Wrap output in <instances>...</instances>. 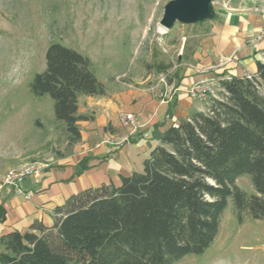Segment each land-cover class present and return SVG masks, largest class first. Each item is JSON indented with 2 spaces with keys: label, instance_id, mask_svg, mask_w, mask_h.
Returning a JSON list of instances; mask_svg holds the SVG:
<instances>
[{
  "label": "trees",
  "instance_id": "trees-1",
  "mask_svg": "<svg viewBox=\"0 0 264 264\" xmlns=\"http://www.w3.org/2000/svg\"><path fill=\"white\" fill-rule=\"evenodd\" d=\"M186 49V46H185ZM31 83L49 94L71 143L81 139V95L104 93L90 57L60 43ZM220 95L166 130L142 171L72 195L54 223L0 237V264H172L202 254L233 197L240 222L264 220V61L257 72L218 81ZM250 175L255 192L237 179Z\"/></svg>",
  "mask_w": 264,
  "mask_h": 264
},
{
  "label": "crops",
  "instance_id": "crops-1",
  "mask_svg": "<svg viewBox=\"0 0 264 264\" xmlns=\"http://www.w3.org/2000/svg\"><path fill=\"white\" fill-rule=\"evenodd\" d=\"M263 4L264 0H229L222 6L199 42L167 70L168 85L160 86L165 99L151 90L156 83L151 75L144 79L135 71L103 73L98 79L104 93L79 97L78 113L86 118L78 121V142L71 143L62 127L32 149L11 155L0 151V237L29 231L35 221L51 226L55 209L72 195L103 184L119 185L123 176L142 171L168 128L208 110V101L190 98L194 83L213 80L218 85L223 78L256 73L257 62L264 61V41L255 42L254 36L264 28V12L255 7ZM3 30L8 28L0 22V35ZM127 113L136 115V127L123 123ZM33 160H44L48 167L24 182L31 198L3 185L8 169Z\"/></svg>",
  "mask_w": 264,
  "mask_h": 264
},
{
  "label": "rangeland",
  "instance_id": "rangeland-1",
  "mask_svg": "<svg viewBox=\"0 0 264 264\" xmlns=\"http://www.w3.org/2000/svg\"><path fill=\"white\" fill-rule=\"evenodd\" d=\"M228 1L213 3L212 18L177 22L163 31L165 0H0V22L8 28L0 35V151L11 155L32 149L66 127L56 117L52 96L31 91L34 77L47 67L52 43L90 57L97 78L128 70L154 80V74L166 72L199 42ZM214 84L207 108L220 95ZM237 185L249 195L255 192L248 174ZM221 219L219 233L204 253L172 264H264V220L246 214L240 222L233 197Z\"/></svg>",
  "mask_w": 264,
  "mask_h": 264
},
{
  "label": "built area",
  "instance_id": "built-area-1",
  "mask_svg": "<svg viewBox=\"0 0 264 264\" xmlns=\"http://www.w3.org/2000/svg\"><path fill=\"white\" fill-rule=\"evenodd\" d=\"M170 0H165L164 5L169 2ZM256 12H264V4L261 6L255 7ZM255 42L264 41V28L259 30L254 36ZM231 60V58L229 59ZM153 76V75H152ZM154 80L156 83L152 86L151 90L156 96L165 99V92H160L161 85H168V77L169 72L163 71L158 75L154 74ZM214 81L213 80H202L199 82L194 83L188 90V94L191 99L198 101V102H206L215 94L214 91ZM122 121L124 124L131 125L136 127L138 125V120L135 114L127 113L122 116ZM48 167V163L44 160H33L28 161L20 166L13 167L8 169L4 176H3V185L8 186L17 194H23L27 198L32 197V192L25 191L23 188V184L27 178L40 175L44 172V170Z\"/></svg>",
  "mask_w": 264,
  "mask_h": 264
},
{
  "label": "water",
  "instance_id": "water-1",
  "mask_svg": "<svg viewBox=\"0 0 264 264\" xmlns=\"http://www.w3.org/2000/svg\"><path fill=\"white\" fill-rule=\"evenodd\" d=\"M218 0H170L165 4L161 25L172 29L177 22L182 24L197 23L215 16L213 3Z\"/></svg>",
  "mask_w": 264,
  "mask_h": 264
},
{
  "label": "bare ground",
  "instance_id": "bare-ground-1",
  "mask_svg": "<svg viewBox=\"0 0 264 264\" xmlns=\"http://www.w3.org/2000/svg\"><path fill=\"white\" fill-rule=\"evenodd\" d=\"M161 30H163V31H164V28H161Z\"/></svg>",
  "mask_w": 264,
  "mask_h": 264
}]
</instances>
